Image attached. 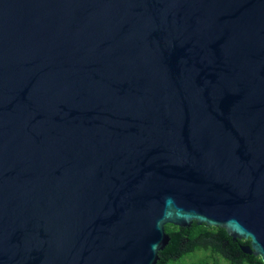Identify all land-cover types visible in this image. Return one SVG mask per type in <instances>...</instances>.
Segmentation results:
<instances>
[{
    "label": "water",
    "instance_id": "water-1",
    "mask_svg": "<svg viewBox=\"0 0 264 264\" xmlns=\"http://www.w3.org/2000/svg\"><path fill=\"white\" fill-rule=\"evenodd\" d=\"M193 222L264 263V0H0V264Z\"/></svg>",
    "mask_w": 264,
    "mask_h": 264
},
{
    "label": "trees",
    "instance_id": "trees-1",
    "mask_svg": "<svg viewBox=\"0 0 264 264\" xmlns=\"http://www.w3.org/2000/svg\"><path fill=\"white\" fill-rule=\"evenodd\" d=\"M170 240L158 253L156 264H181L182 258L196 252L203 255L190 264H218L220 258L225 264H264L259 257L244 254L239 246L248 245V240H233L224 229L197 225L188 228L165 225Z\"/></svg>",
    "mask_w": 264,
    "mask_h": 264
},
{
    "label": "rangeland",
    "instance_id": "rangeland-1",
    "mask_svg": "<svg viewBox=\"0 0 264 264\" xmlns=\"http://www.w3.org/2000/svg\"><path fill=\"white\" fill-rule=\"evenodd\" d=\"M202 255L203 254L201 252L193 253L191 255H188V256L182 258L180 263L181 264H190L191 262L197 260ZM216 259H217L218 264H225V262L223 260H221L220 258H216Z\"/></svg>",
    "mask_w": 264,
    "mask_h": 264
}]
</instances>
